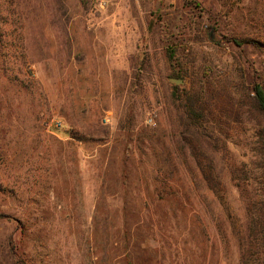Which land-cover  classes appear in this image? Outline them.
Returning <instances> with one entry per match:
<instances>
[{
  "label": "rangeland",
  "instance_id": "rangeland-1",
  "mask_svg": "<svg viewBox=\"0 0 264 264\" xmlns=\"http://www.w3.org/2000/svg\"><path fill=\"white\" fill-rule=\"evenodd\" d=\"M255 82L264 0H0V264H242Z\"/></svg>",
  "mask_w": 264,
  "mask_h": 264
},
{
  "label": "trees",
  "instance_id": "trees-1",
  "mask_svg": "<svg viewBox=\"0 0 264 264\" xmlns=\"http://www.w3.org/2000/svg\"><path fill=\"white\" fill-rule=\"evenodd\" d=\"M251 100L254 109L264 115V86L261 83H254ZM202 111V104H200V101L195 100L192 103V108H190L189 113L185 115L187 122L195 126L196 133H202L203 131L201 124V118L203 117ZM261 190L263 196L260 202L264 207V184ZM261 228L256 229L260 237L252 242H244L242 244V264H264V225Z\"/></svg>",
  "mask_w": 264,
  "mask_h": 264
},
{
  "label": "water",
  "instance_id": "water-1",
  "mask_svg": "<svg viewBox=\"0 0 264 264\" xmlns=\"http://www.w3.org/2000/svg\"><path fill=\"white\" fill-rule=\"evenodd\" d=\"M170 80L178 85H183L184 84V79H177V78H170Z\"/></svg>",
  "mask_w": 264,
  "mask_h": 264
},
{
  "label": "built area",
  "instance_id": "built-area-1",
  "mask_svg": "<svg viewBox=\"0 0 264 264\" xmlns=\"http://www.w3.org/2000/svg\"><path fill=\"white\" fill-rule=\"evenodd\" d=\"M104 121H105V123H107V124L110 123V122H111V117H110V115H106ZM152 121H153V119L150 120V122H152Z\"/></svg>",
  "mask_w": 264,
  "mask_h": 264
}]
</instances>
